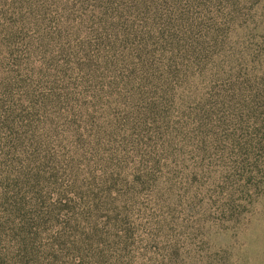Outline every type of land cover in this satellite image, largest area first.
I'll list each match as a JSON object with an SVG mask.
<instances>
[{"label":"rangeland","instance_id":"374dc122","mask_svg":"<svg viewBox=\"0 0 264 264\" xmlns=\"http://www.w3.org/2000/svg\"><path fill=\"white\" fill-rule=\"evenodd\" d=\"M0 264H264V0H0Z\"/></svg>","mask_w":264,"mask_h":264}]
</instances>
